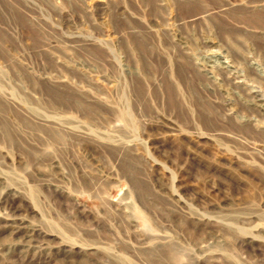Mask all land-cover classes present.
I'll return each instance as SVG.
<instances>
[{"label":"rangeland","instance_id":"1","mask_svg":"<svg viewBox=\"0 0 264 264\" xmlns=\"http://www.w3.org/2000/svg\"><path fill=\"white\" fill-rule=\"evenodd\" d=\"M263 107L264 0H0V264H264Z\"/></svg>","mask_w":264,"mask_h":264},{"label":"bare ground","instance_id":"2","mask_svg":"<svg viewBox=\"0 0 264 264\" xmlns=\"http://www.w3.org/2000/svg\"><path fill=\"white\" fill-rule=\"evenodd\" d=\"M216 61H218V58H217V57H215L214 60H210V58H209V62H211L212 65H213L214 62H216ZM219 62H220V61H219ZM221 62H222V61H221ZM214 65H215V64H214ZM222 67H223V68H227V67H225V66H223V65H222ZM258 107H259V105H258ZM262 110L264 111V107H263ZM33 230H35V229H33ZM33 230H32V231H33ZM36 232H37V231H36ZM32 233H33V232H32Z\"/></svg>","mask_w":264,"mask_h":264}]
</instances>
